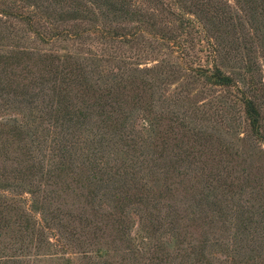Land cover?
<instances>
[{
  "label": "trees",
  "instance_id": "1",
  "mask_svg": "<svg viewBox=\"0 0 264 264\" xmlns=\"http://www.w3.org/2000/svg\"><path fill=\"white\" fill-rule=\"evenodd\" d=\"M90 1L92 8L83 9L72 4L71 10L61 12L56 17L50 13L53 18H46L42 4L26 9L23 6L19 8L16 1L1 0L0 14L6 18L16 15L25 21L30 31L44 44L57 41L84 43L86 40L84 35L88 31L96 33L98 41H101V45L107 49L112 50L116 47L117 41L126 42L131 47H136L137 53L128 54L129 56L124 59L125 63L140 64L139 61L149 59L150 54L155 56L158 51L153 43L167 46L172 44L178 49L179 57L186 56V59L192 58L191 62H195L197 53L191 55L190 50L199 37V42L206 43L205 50H207V61L210 66L191 65L187 68L188 74L190 73L189 75L197 80H202L210 87L236 88L240 91L239 100L243 105L248 129L247 137L243 139L247 138V140L264 144V102L255 96L257 81L253 72L258 66L251 55L254 51H258L264 61V0H157L158 5L164 8L167 6L171 12L169 13L174 16V26L167 30H159L155 15L148 14L145 8L132 10V7L128 6L130 4L128 0ZM2 4L3 7H1ZM70 22L72 27L60 29V23ZM87 22L91 23L90 28L83 27V24ZM77 49L78 52L82 51V48ZM75 54L80 55V53ZM73 55L68 53L62 58L48 51L43 54L15 46L14 49L0 53V83L1 81L3 83L0 90L3 93L6 91L7 94L2 97L7 100L12 96L10 99H13V102L25 101L30 109L23 108L22 111L26 116L23 123H0V153H4L8 158L11 149L18 145L26 155L25 158L16 157L19 166L12 172L0 169V227L10 226L7 222V213L12 211L16 213L18 223L15 229L17 230L15 241L4 244L0 236V264H39V262L46 264L45 262L49 261L58 264H107L103 259H106L108 251L99 240L102 236L101 232L107 230L114 235V240L127 244L126 248L136 257L143 258V255L149 254L148 264H158L162 259V247H152L149 239L155 240L157 233L163 228L174 235L178 245L186 243L183 240L186 238V226L184 230H179V219L173 207L165 214L162 212L156 214L146 205L154 200L160 203L173 196V185L176 184L174 179L185 175L178 172V167L182 163L176 158L192 159L193 162L203 164V175L200 177L207 183L209 190L203 193L206 198L201 201H207V208L199 214L194 213L196 215L194 219L206 222L210 230L213 229L211 225L215 222L213 216L224 212L226 209L224 204L229 202L231 197L234 199V196L243 190L246 182L253 177L254 168L251 166L238 171L240 164L235 162L229 148H224L223 144L222 146L215 144L213 136L196 131L195 128L190 129L187 116L181 117L172 109L156 111L154 97L152 100L143 101L139 108L134 104L135 110L138 108V113L145 116L143 125L150 128L152 141L147 146V139L142 135H136L137 131L133 122L135 110L128 111L124 101L118 98H112L113 101H110L108 97L111 93L108 90L111 88H114L113 91L117 93L121 92L126 82L135 85L137 82L133 80L134 78L119 75L116 84L109 87L107 82L90 78L88 76L90 71L86 70L78 57L75 58ZM23 56L36 61L24 69L26 76L20 79L19 75L9 68L15 66L16 62L20 64ZM227 56H235L238 72H227L224 69L221 59ZM71 60L76 61V66L70 71H67L64 64L59 63ZM155 68H145L141 71H153L156 70ZM37 69H39V75L36 74ZM59 75L65 77L58 78ZM48 82L52 83L49 87L51 97L47 112L46 108L37 104L36 98L41 95L38 90L40 86H45ZM74 88L83 89L85 92L92 91V103L85 102L83 96L79 100L80 104L76 106V102L71 101ZM136 103L138 104V100ZM91 114L96 115L97 126L103 129L91 135L88 140L89 151L80 164L79 180L83 184H79L84 188L86 187L84 181L88 183L91 189L88 196L91 200L101 193L105 185L109 184L111 185V187L108 186L110 194L115 202H112L111 210L101 211L94 208V211L90 213L86 209L69 216L67 221L73 228L67 230L66 224L57 221L60 215L58 209L50 211L47 208V201L52 195L50 197L49 190L43 189V186L58 184L61 174L69 168L65 156H68L65 153L68 152V146L62 139L63 125L80 126ZM45 122L51 125L47 129L50 134L52 152L60 150L63 153L48 165L45 160L35 155L39 145L47 141L40 134V130L43 129L41 125ZM165 123L167 128L164 126ZM177 128L181 129L180 136H177L179 134ZM108 139L116 143L123 142L117 154L119 156L123 154L120 156L123 158L121 163L126 166L114 163L113 158L110 159L111 155L103 152V144ZM200 139L207 142L206 146L202 144L204 149L196 148L195 141ZM140 145L152 146L153 158L167 159L166 176L164 181H159L158 186L152 187L143 182L138 172L134 170L137 166L126 162L125 156L135 154V149ZM176 147H182L185 150L176 153L174 151ZM206 148L210 150V155L206 160H202L203 155H208ZM55 155L58 156V154ZM74 170L76 169L70 171L75 173ZM38 174L41 182L37 186L32 180ZM260 178L263 181H260L256 188L258 189L256 201L261 213H264V178ZM214 187L223 188L225 197L216 198ZM5 192H9V195ZM130 203L142 204L146 209L143 214H139L140 228L137 233L139 237L136 234L135 239L139 238L140 244L132 237L136 222L132 221L126 208ZM257 209L251 204L249 206L238 203L231 206L234 214L232 224L240 234L237 238L234 232L235 240H243L245 238L242 237L257 231L258 226L256 222H253ZM96 218H100L102 224L95 222ZM77 224L79 228H76ZM235 240L234 243L229 242L226 250L233 258V264H241L242 262L236 258L240 253L236 244L241 247L243 242L239 243ZM210 243V238L202 237L199 243L189 246L186 244V247L179 246V251L184 256V263L204 264V258H207L206 246ZM216 243L221 244L219 241ZM207 264L212 262L208 259ZM257 264H264V259Z\"/></svg>",
  "mask_w": 264,
  "mask_h": 264
},
{
  "label": "rangeland",
  "instance_id": "2",
  "mask_svg": "<svg viewBox=\"0 0 264 264\" xmlns=\"http://www.w3.org/2000/svg\"><path fill=\"white\" fill-rule=\"evenodd\" d=\"M13 1L17 2L19 8L23 6L26 9L31 8V6L36 4H42L44 6L42 8L45 10L46 18H53L52 15L56 17L61 12L64 13L67 10H71L72 4L83 9L93 7L90 0ZM128 2L130 4H127L132 7V10L145 8V11L148 14H154L157 22L156 26L159 30L171 29L174 26L175 19L174 16L170 14V9L167 8V6L164 8L161 5H158L157 0H128ZM3 6L4 5L2 4L1 7ZM96 12L99 14L97 9ZM60 24V29H68L72 27L71 22ZM91 26L92 25L89 22L83 24V27L85 28H90ZM86 33L87 34L84 35V38L86 39L84 43H79L78 41H57L44 44L36 38L32 31H30L29 26L25 21H22L16 15L6 18L0 14V53H5L7 50L14 49L15 46L25 50H35L43 54L48 51L51 54L60 55L62 58L68 53L74 54L73 56L75 58L78 57V60L83 63L86 70L90 71L88 73L90 78L98 80L99 82L101 80L102 82H107L109 83L107 85L109 87H111L112 84H116L119 75L126 78L132 77L134 78L133 80L137 82L135 85H130L129 82H126L124 87L121 88V92L115 93V91H113L114 88L108 90L111 92L108 94L110 101H113L112 98H118L122 102L124 101L126 109L130 111L131 109L135 110L134 104L139 108L141 104H143V101L148 99L152 100L154 97L153 103L156 111L172 109L178 112L181 117L187 116L190 129L195 128L196 131L213 136L215 144H220V146L223 144L224 148H229L235 162L240 164V167L237 169L238 171H243L244 168L252 166L254 168L252 174L253 177H250V180L246 182L243 190L237 193V195L234 196V199L231 197L229 201L227 198L229 202L224 204V206H226L225 211L213 216L215 222L211 225L213 228L211 230L206 222L197 220L196 218L194 219L196 216L194 213L199 214L203 209L207 208V201H201V199L206 198L203 193L208 192L209 190L207 189V183L200 177V175H203L202 163L193 162L192 159L177 157L176 160H180L182 163V165L178 167V172L185 175L174 179L176 184L173 185V196L162 200L160 203L154 200L146 204L147 208L153 210L156 214L161 212L165 214L168 210H172L173 207V210H175V213L177 214L176 216L179 219V230H184V227L186 226V238L183 239L186 243H182V245L177 244L174 235L166 228H163L157 233L155 240L149 239L152 247H162V259H160L158 264H183L185 262L184 256L180 253L179 246L186 247V244L189 246L194 243H199V240L202 237H208L211 240V243L206 246L205 255L207 258H204V264H207L208 259L212 264H233V258L228 255L226 248L229 242L234 243V232H236L237 238L240 234H238L237 229L233 227L232 224L234 214L232 213L231 206L233 207L238 203L249 206L251 204L257 209L259 204L256 201V197H258V189L256 188L260 184V181H263L260 177L264 178V144L247 140V138L243 139V137H247L246 133L248 129L247 122L244 118L243 105L239 100L241 92L236 88L224 89L220 87H210L202 80H197L189 75L190 73L188 74L187 68L191 65L198 66L201 64L210 66V63L207 61V50H205L206 43L203 41L199 42V37L196 39L197 43L195 46L190 50L191 55L197 53L198 57H195V62H191L192 58L186 59V56L185 58L179 57L180 55L177 53L178 49L172 44L167 46L165 44L158 45L153 43L158 51L155 53L156 55L154 56L150 54L149 59H143L142 61H139L140 64H136L135 62L125 63L124 61L127 56L135 55L137 53L136 47H131V45L126 44V42L117 41L115 42L116 47H113L112 50L110 48L107 49L105 46L101 45V41H98V35H96V33H91L90 31ZM78 47L82 48L81 52H78ZM245 51L247 52V47ZM75 53H80V55L76 56L77 54ZM251 55L252 60H254L256 66H258L253 72L257 81L255 96L264 102V61L258 51H254ZM24 59H27L26 62ZM23 60L20 61V64L16 62L15 66L9 68V70L18 74L20 79L26 76V71L24 69L36 61L29 60L27 56H23ZM23 62L25 63L22 64ZM75 62V60H71L59 63L64 64L67 71H70L76 66ZM221 62H223L224 69L227 72H238L235 56H227L224 59H221ZM150 67H156V70L141 71V69ZM35 71L38 72L36 74L39 75V69ZM62 76L65 77L64 75H59L58 78ZM51 83L52 82H48L45 86H40L38 90H40L39 93H41V95L39 98H36L37 104L42 108H46L47 112L51 97V91L49 90ZM1 84L3 86L2 81L0 86ZM2 93L3 91L0 90V123H23L26 116L22 110L23 108H25L24 110H30L28 105L25 101L13 102V99H10L12 96L6 100L2 97L7 95L6 91L3 94ZM84 93L86 95H84ZM83 96L85 102L88 101V104L92 103V91L88 90L85 92L83 89L78 90L77 88H74L71 93V101L74 103L76 102L77 106L80 104L79 100L80 98L82 99ZM9 99L10 101H8ZM137 100L138 104L136 103ZM210 101H213L214 103L210 104ZM138 108L134 111L135 119H133L135 131H137L136 135L144 136L147 139L148 146L149 142L152 141L150 140V128L143 125L146 119L142 113H138ZM88 112L91 113V111ZM97 121L98 118L96 115L91 114L90 116L88 115L87 120H85L80 126L70 125V127H66V124L63 125L62 139L63 142L66 141V145L68 146V152H65L68 156H65L67 157L69 168L61 174V179H59L58 184H55L54 186H47L45 184V186H43V189L49 190L50 197L52 195L47 201V208L50 211L58 209L60 215L57 212L59 215L57 221L66 224L67 230L73 228L71 227V223L68 222L69 216L80 211L83 212V210L86 209L90 213L94 211V208L101 211L111 210L113 205L112 202H115L108 187H111V185H105V188L100 191L101 193L91 200L88 196V193L91 190L88 183L84 181V184L88 188H82V185L79 184H83L79 180L81 177L80 164L84 161V156H86L89 151V146L87 144L88 140H90L91 135H94L96 132H100L103 129L97 126ZM41 126L43 129L40 130V134L43 135L45 137L44 139H47V141L39 145V149L37 148L35 155L37 158L45 160L46 165H48L54 162L63 153H61L60 150L52 152L53 148L50 143V134L47 129L48 126L51 125H49L48 122H45ZM164 126L167 128L166 123ZM176 130L179 133L177 136H180L181 129L177 128ZM159 143L158 140V144ZM121 144H123V142L118 141L116 143L113 140L108 139L103 144L102 150L105 154L111 155L110 159L113 158L114 163H118L119 166H126L121 163L123 158L120 156L123 154L120 156L117 154ZM195 144L197 149H204L205 147H203L202 144H205L206 146L207 142L200 139L195 141ZM183 150H185V148L176 147L174 151L179 153ZM217 150L220 151V149ZM206 151L208 152V155H203L201 157L202 160H206L210 155V150L206 148ZM55 154H58V156ZM153 155L154 148L152 146L146 147L140 145L135 149V154H128L125 158L126 162L129 164H135L137 166L134 170L138 172V176L143 182H146L149 186L155 187V185L158 186L160 180L164 181L165 179L167 159L157 160L153 158ZM17 156L22 158L26 157L18 145H15L14 148L11 149V153L8 157L9 159L4 153H0V169H6L9 172L15 170V168L19 166L17 163ZM73 169H76L74 170L75 173L70 171ZM32 181L38 186L41 182L39 174L34 176ZM214 188L216 189V198L225 197L223 188ZM5 194L9 195V192H5ZM126 208L128 209V214L132 218V221L136 222V227L134 228V231L132 230V237L134 241L138 243L139 238H135L137 235V237H139V234H137L140 228L138 225L139 214H143L146 209L139 203H130ZM254 215L255 218H253V222H256L258 226L257 231L250 233L247 237H242L245 238L243 240H235L239 243L243 242L241 247H238L236 244V247L240 252L236 258L238 261L240 260L242 262L241 264H257L258 261L264 259V213H261L258 208ZM96 219L95 222L102 224L100 218ZM16 220L17 215L15 212L12 211L7 213V222L10 226L0 227L1 241L4 244L16 240L17 230L15 229L18 224ZM76 228H79V224H77ZM205 231L206 234L204 235ZM101 235L102 236H100L99 240H101V244L105 250L108 251L106 256L107 261L105 258L103 259L107 264L149 263V254L143 255V258L136 257L126 248L127 244H121L122 242L119 240H114V235L109 230L105 232L102 231ZM217 241L221 242V244L219 245L216 243ZM45 263L58 264L53 261ZM39 264H43V262H39Z\"/></svg>",
  "mask_w": 264,
  "mask_h": 264
}]
</instances>
